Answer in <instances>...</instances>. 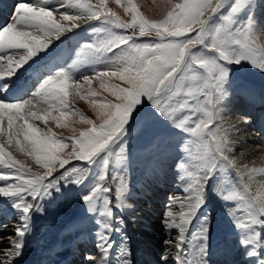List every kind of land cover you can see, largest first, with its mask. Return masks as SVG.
I'll use <instances>...</instances> for the list:
<instances>
[{
	"label": "snow or ice",
	"instance_id": "6c2138e0",
	"mask_svg": "<svg viewBox=\"0 0 264 264\" xmlns=\"http://www.w3.org/2000/svg\"><path fill=\"white\" fill-rule=\"evenodd\" d=\"M115 3L130 20L109 0H17L0 28V216L14 217L0 264H24L41 216L72 198L83 215L70 228L97 250L85 264H134V165L148 177L167 160L183 187L161 217L160 264H264V165L237 156L241 129L224 126L237 99L264 107V88L250 79L264 76V0H164L159 20L136 0ZM88 32L65 60V40ZM94 81L114 99L98 101ZM72 97L90 102L100 122ZM72 116L89 127L69 124ZM49 120L73 135L59 136ZM72 161L82 163L66 167ZM213 198L227 221L215 237Z\"/></svg>",
	"mask_w": 264,
	"mask_h": 264
},
{
	"label": "bare ground",
	"instance_id": "6f19581e",
	"mask_svg": "<svg viewBox=\"0 0 264 264\" xmlns=\"http://www.w3.org/2000/svg\"><path fill=\"white\" fill-rule=\"evenodd\" d=\"M26 2H32V0H26ZM56 2L57 0H52V3ZM16 3L17 0H0V28L10 22L13 6ZM78 40L81 42L82 36L72 40H65L63 46L65 60L71 62L74 58L73 50L76 48ZM233 107L236 108L233 111L231 110L230 114L224 118V126L237 125L241 129L238 135H234V139L237 142L236 155H242L244 162L248 163L249 166H253V161H255V166L264 165V147H261L264 146V107H251L245 102ZM244 116L250 117V124L244 125L241 123ZM51 123L52 121L49 120L48 124L51 125ZM9 150L13 151L18 159L25 160L34 171H44L43 168L32 163L30 158H26L23 154L16 152L15 146ZM134 184L135 190L132 202L136 206V211L132 215H135L138 219L134 225L129 227L130 242L134 252V264H140L142 259H148L149 264H159L157 261L159 259L158 253L161 252L159 250L164 249V244L160 245V247L158 244L163 240V237L164 239L166 238V233L160 223L161 217L169 197L182 195L181 188L183 185L178 181L172 168V160L165 161L164 165L154 175L145 177L142 172L139 180ZM66 202L64 200L59 201L58 208L53 205V208L56 209L55 211H49L46 215L41 216L38 221V229L32 238L31 246L24 257V264H85L84 254L96 253L97 250L91 237L83 234L79 237H74L76 233L70 226L76 221V215L71 214V222L64 220L67 217L64 210ZM67 207L66 211L68 212L69 209ZM68 208L73 209L72 207ZM12 219L14 217L6 220L3 216H0V223L8 225L6 228H0V237H8L12 234L10 222ZM215 235L214 231L213 236L215 237ZM8 244L7 238L0 240V255L3 254V249ZM147 246L149 252L145 253ZM153 246L158 250L155 247L153 248ZM162 246L163 248L161 249ZM49 250L52 251L50 252ZM141 252L149 254V256L147 257ZM213 259L220 260L221 258L213 257ZM232 259L239 260L240 257L235 255Z\"/></svg>",
	"mask_w": 264,
	"mask_h": 264
},
{
	"label": "rangeland",
	"instance_id": "374dc122",
	"mask_svg": "<svg viewBox=\"0 0 264 264\" xmlns=\"http://www.w3.org/2000/svg\"><path fill=\"white\" fill-rule=\"evenodd\" d=\"M94 2H95V0H94ZM136 3L140 5L141 11L148 18L153 19V20H159V19L163 18V16L166 13V10H167V5L164 3V0H136ZM109 7L112 8L114 11H116L123 19L130 20V16H128V15H126L124 13L123 8L120 7L119 5H117L115 3V0H109ZM81 23L83 24V22H81ZM91 35H92L91 32H88L86 35L82 34L81 35L82 36L81 42L86 40L87 37L91 36ZM250 79H251L253 85L255 86V88L257 90H259L261 88H264V76H262L258 72L252 73L250 75ZM113 82L117 83V84L121 83L119 80H113ZM122 86H126V85H122ZM92 88L97 90L100 93V95L98 97H96V99L98 101L103 99L104 97H107V99H109V100H113L114 99V97L109 92H106L103 89H100L98 81H94L93 82ZM71 100H72V103H73L74 107L76 109H78L79 111H81L85 116H87V117H89V118H91L93 120H96L97 123L100 122L99 120H97L96 113L94 112L93 108L91 107L90 102H88L86 100L79 99L78 97H72ZM75 100L80 105L75 103L76 102ZM241 103H244L243 100L237 99L236 101H234L233 106L241 104ZM235 108L236 107H233L232 111ZM36 123L39 124L41 127H44L43 122L36 121ZM68 123L73 125L74 127L78 128V129H83V128L89 127V125H87V124L79 123V117L78 116L70 117ZM47 127H51L53 129V131H55L59 136H62V137H71L73 135V132L71 131L70 128H68V127H65V128L57 127L55 122H53V121H52L51 125L48 124ZM140 147H141V142L140 141L133 142V148L136 149L137 152H139ZM70 151H71V147L66 149L61 155L64 156L65 158H67V154ZM32 163L35 164L34 161H32ZM80 163H82V162L72 161L69 165H66V167H71L72 164H80ZM36 166H38V165H36ZM60 171H63V169H61ZM142 172H143V166L142 165H134V171L132 172V179H133L134 183L139 180V177L142 174ZM65 204H66V206H65L64 210H65V213H66L67 217L65 219L63 218L64 220L71 222V214L72 215H76V220L81 215H83V209H82V206H81L79 200L72 198V199L67 200V202ZM68 205H70V206H68ZM67 206L68 207H72L73 209L71 210V208H68ZM212 206L214 208V213H215L216 217H218V219H217L218 227H219V231H221L226 226V223H227V221L224 219V216H223V209L221 208L219 201L215 200L214 198L212 200ZM66 207H67V209H69L68 212L66 211ZM63 217H65V215H63ZM76 236L78 237L79 235L75 234L74 237H76ZM163 240H164V237H163ZM163 240L158 244L159 247H160V245H163ZM64 242L67 243L66 240H64ZM59 245H60V242H59ZM154 247L155 246H153V248ZM162 248H163V246L161 247V249ZM146 249L147 250H145V253H148L149 252L148 251V246H147ZM155 249H157V248L155 247ZM66 251H68V250H66ZM159 251H161V252L158 253V257L160 259V256H161V254L163 252V249L159 250ZM141 253L144 254L143 252H141ZM144 255H146L147 257L149 256V254H144ZM159 259L157 261L160 264ZM147 263H148V259L147 260L142 259L140 264H147ZM169 264H172V261H169Z\"/></svg>",
	"mask_w": 264,
	"mask_h": 264
}]
</instances>
